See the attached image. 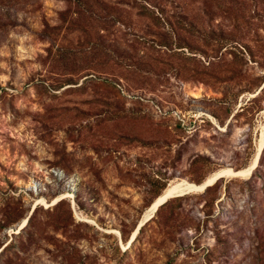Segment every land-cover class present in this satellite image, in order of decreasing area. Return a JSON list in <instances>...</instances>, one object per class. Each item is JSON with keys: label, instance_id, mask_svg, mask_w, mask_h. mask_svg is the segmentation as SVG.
I'll use <instances>...</instances> for the list:
<instances>
[{"label": "rangeland", "instance_id": "1", "mask_svg": "<svg viewBox=\"0 0 264 264\" xmlns=\"http://www.w3.org/2000/svg\"><path fill=\"white\" fill-rule=\"evenodd\" d=\"M263 130L264 0H0V264H264Z\"/></svg>", "mask_w": 264, "mask_h": 264}, {"label": "bare ground", "instance_id": "2", "mask_svg": "<svg viewBox=\"0 0 264 264\" xmlns=\"http://www.w3.org/2000/svg\"><path fill=\"white\" fill-rule=\"evenodd\" d=\"M261 143L262 144L264 143V130H263V134H262V141H261ZM257 157L255 158L253 164H251L250 166H248V167H246V168H244L242 170L236 171L233 168H227L225 170H221L220 172H218V173H216L214 175L209 176L202 184H197V183H194V182H190L188 180H183V181L179 182L178 184H171V185H169L164 190V192L146 210V212L144 213L143 218L141 219V223L144 222V220H146L149 216H151L154 213V211H155L156 208L157 209L159 208V204L162 201H164L167 197H169L171 195H178V194H183V193H187V192L190 193L192 191H198V190L201 191L203 189L205 183H212V182L215 181V179H217L218 177H223L222 175H225V174L248 175L250 173L251 169L253 168L254 164L256 163ZM24 221L26 222V219ZM140 226H142V225L140 224L138 226V228L135 229V232L139 229ZM135 232H134L133 236L135 235Z\"/></svg>", "mask_w": 264, "mask_h": 264}, {"label": "water", "instance_id": "3", "mask_svg": "<svg viewBox=\"0 0 264 264\" xmlns=\"http://www.w3.org/2000/svg\"><path fill=\"white\" fill-rule=\"evenodd\" d=\"M220 178H221V177H218V178L215 179V181L212 182V183H205V184H204V187H203V189H202L201 191H205L209 186L213 185V184H214L218 179H220ZM187 193H189V192H187ZM187 193L178 194V195H171V196L167 197L164 201H162V202L159 204V206H160L161 204H163L164 202H166V201H167L169 198H171V197L181 196V195H184V194H187ZM35 207H36V205L33 206V208H32V210H31L30 214L33 212V210H34ZM28 217H29V216H28ZM140 228H141V226L139 227L138 232H139ZM133 240H134V239H133Z\"/></svg>", "mask_w": 264, "mask_h": 264}, {"label": "trees", "instance_id": "4", "mask_svg": "<svg viewBox=\"0 0 264 264\" xmlns=\"http://www.w3.org/2000/svg\"><path fill=\"white\" fill-rule=\"evenodd\" d=\"M210 188V186L207 188V189H209ZM168 201V200H167ZM166 201V202H167ZM166 202H164L163 204H161L160 206H159V208L162 206V205H164ZM142 228H143V225L141 226V228H140V230L139 231H141L142 230Z\"/></svg>", "mask_w": 264, "mask_h": 264}]
</instances>
